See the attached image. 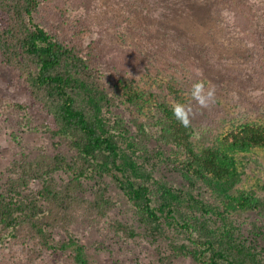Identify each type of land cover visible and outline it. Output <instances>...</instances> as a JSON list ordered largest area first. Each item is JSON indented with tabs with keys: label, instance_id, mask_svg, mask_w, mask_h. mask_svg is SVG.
Masks as SVG:
<instances>
[{
	"label": "trees",
	"instance_id": "16d2710c",
	"mask_svg": "<svg viewBox=\"0 0 264 264\" xmlns=\"http://www.w3.org/2000/svg\"><path fill=\"white\" fill-rule=\"evenodd\" d=\"M51 1L0 0V56L19 73L33 107L46 120L31 127L27 109L7 106L4 98L0 113L13 110L25 132L68 151L49 154L39 149L35 156L24 155L11 164L6 182L0 184V261L16 246L24 248L27 264L43 253L59 255L67 264H90L87 247L70 229L77 221L106 217L111 206L108 181L134 209L131 223L107 224L105 239L113 245L142 236L150 241L165 238L171 253L161 254L157 264H174L179 258L191 264H264V202L252 192L234 193L240 181L236 156L264 152V101L257 110L260 122L240 124L196 152L194 128L173 117V105L133 90L128 76L144 65L143 53L136 47L116 52L122 59L114 55L115 64L107 71L104 58L89 42L67 41L55 17H43ZM231 1L230 10L246 32L254 26L255 14L239 1L231 6ZM121 104L152 110L148 115L153 128L134 123L133 130L112 113ZM151 131L155 138L149 137ZM145 139L184 151L187 161L180 173L187 187L153 179L136 156L140 152L148 157ZM197 182L213 196L212 203L194 196ZM55 231H63V239L55 240ZM94 246L102 251L101 242Z\"/></svg>",
	"mask_w": 264,
	"mask_h": 264
},
{
	"label": "rangeland",
	"instance_id": "374dc122",
	"mask_svg": "<svg viewBox=\"0 0 264 264\" xmlns=\"http://www.w3.org/2000/svg\"><path fill=\"white\" fill-rule=\"evenodd\" d=\"M238 1L255 14L254 26L246 28L247 33L239 26L228 0H52L46 4L43 17H55L67 41L82 38L89 42L90 48L104 58L107 71L115 64L114 55L117 60L122 59L116 52L138 48L146 60L128 76L133 90L147 93L156 102L190 107L188 118L195 131L192 144L196 152H201L202 148L216 144L230 129L261 121L257 110L264 101L261 91L264 76L260 75L264 71V0H233L231 6ZM196 83L203 85L204 93H213L207 107H200L189 94ZM174 88L178 90L177 95ZM0 98L6 100L7 106H24L34 122L31 127L38 128L41 121L46 120L45 115L33 107L19 73L6 66L1 56ZM112 113L130 124L133 130L134 123L152 127L148 115L152 110L141 112L121 104ZM50 122L48 118L47 123ZM23 126L13 110L0 113V184L6 182L11 164L24 155L33 157L39 149L49 154L68 152L63 147L54 149L51 141L25 132ZM205 129L210 132L208 136ZM151 133L149 137L155 138V132ZM146 139L143 145L148 157L144 158L140 152L136 156L153 179L176 186L183 183L187 187L180 173L187 161L184 151L169 142L148 144ZM236 158L240 181L234 193L252 192L264 202V152L239 154ZM106 189V198L111 203L106 217L92 223L77 221L70 229L87 247L89 263L157 264L161 254H170L165 238L150 241L142 236L119 245L106 241L109 222L131 223L134 216V209L115 185L107 181ZM192 190L194 196L201 195L213 202V196L208 190L205 192L201 182ZM137 230L143 231L138 226ZM64 235L63 231L53 233L55 240L63 239ZM94 242L102 243V251L95 249ZM23 250V247H11L0 264H27ZM173 262L191 264L185 258ZM32 264L67 263L59 255L43 253Z\"/></svg>",
	"mask_w": 264,
	"mask_h": 264
},
{
	"label": "clouds",
	"instance_id": "9594fccd",
	"mask_svg": "<svg viewBox=\"0 0 264 264\" xmlns=\"http://www.w3.org/2000/svg\"><path fill=\"white\" fill-rule=\"evenodd\" d=\"M191 97L197 101V103L200 105V107H207L208 101L212 99L213 93L212 91H209L207 93H204L203 91V85L196 83L193 84L192 89L189 93ZM172 114L173 117L179 121V123L187 127L189 125V115H190V107H186L181 104H176L172 108Z\"/></svg>",
	"mask_w": 264,
	"mask_h": 264
}]
</instances>
